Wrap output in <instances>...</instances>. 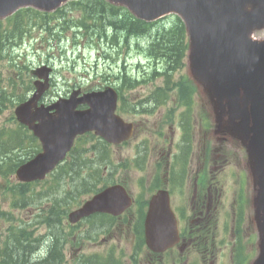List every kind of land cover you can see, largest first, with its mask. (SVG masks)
<instances>
[{"label": "rangeland", "instance_id": "obj_1", "mask_svg": "<svg viewBox=\"0 0 264 264\" xmlns=\"http://www.w3.org/2000/svg\"><path fill=\"white\" fill-rule=\"evenodd\" d=\"M35 39H26L24 44L20 46L16 50V55H19V58L21 61H24L29 66H37L40 63H44L45 55H39V52H37L36 49V41L39 37V34L33 33L32 34ZM258 37L264 36V31H260L256 34ZM39 61L38 64H36ZM49 63L53 68V75H52V90L47 94L48 97L57 96V95H63L69 88L70 84L72 83H86L85 78V72L84 69L93 67L94 64V57L90 54V52L83 47L82 44L79 46L74 45H68L67 49L64 53H59L57 50L53 51L51 54V58L49 59ZM101 65V64H100ZM2 69L6 74H8L11 71V66H7L5 62L1 64ZM183 73L185 71H182ZM90 75H92L90 73ZM8 78L3 76V84H5L6 79ZM157 113H155L152 117H141V118H135V119H144L146 120L144 124L147 129L141 128V130L138 129L136 136L133 138V141L128 144L127 146L123 148H119L115 150V155L119 158H124L125 156H129L132 154L133 149L135 148L134 143H136L138 140L144 139L143 137L146 135V133L150 132V129L153 126L154 120ZM161 115V114H160ZM16 126L13 120V109L7 108L3 109L2 112H0V129H9L11 127ZM150 128V129H149ZM21 147L18 145H8L7 147H3L0 151L8 152L11 155L14 154V152H17ZM21 150L19 151V153ZM1 154V153H0ZM2 155V154H1ZM154 166H153V159L149 163L148 168L145 172H138L137 170L130 171L127 175V183L132 188V190H137L138 187L142 188L143 183H146L145 178L143 176H146L148 178H151L154 174ZM11 181L15 183L14 176H12ZM1 185H3V180H0ZM2 193H0V203H1V209L2 210H9V200L8 198L2 199L1 196ZM16 216H20V211H16ZM6 226V223L1 220L0 221V235L4 231V228ZM78 232V231H77ZM101 247L98 245H91L86 244L83 248L84 252H92L100 250ZM125 252L127 253L129 251V248L127 246L124 247ZM68 249L66 248V252ZM13 256H11V259Z\"/></svg>", "mask_w": 264, "mask_h": 264}, {"label": "water", "instance_id": "obj_2", "mask_svg": "<svg viewBox=\"0 0 264 264\" xmlns=\"http://www.w3.org/2000/svg\"><path fill=\"white\" fill-rule=\"evenodd\" d=\"M52 1L54 0H39L42 4ZM1 2L4 3L5 0H0ZM167 5L178 8L187 23L191 40L199 44L195 51L202 58H210L216 67L230 61L231 44L227 37L230 23L243 15L264 12V0H171ZM98 121L101 122V119ZM55 125L58 126V123ZM54 150L52 154L48 152L43 157L36 158L22 168L19 175L28 174L29 168L33 169L31 173H38L46 168L51 163V157L58 154V149Z\"/></svg>", "mask_w": 264, "mask_h": 264}, {"label": "trees", "instance_id": "obj_3", "mask_svg": "<svg viewBox=\"0 0 264 264\" xmlns=\"http://www.w3.org/2000/svg\"><path fill=\"white\" fill-rule=\"evenodd\" d=\"M94 5L88 7L90 2L85 4H81L83 9L86 8L87 16L90 18L88 19L91 23L95 24L99 22L100 19L104 18V12L102 6H104L100 1H92ZM116 13L121 14L116 16V22L119 26H122L127 32L130 30L134 32H140L145 29V26L141 23V21H137L133 17L131 18L127 14H123L121 11L115 10ZM46 17V16H45ZM44 17L37 12H25L23 13V23L27 19L32 20V24H37L42 21ZM105 20V19H104ZM115 21H113L114 24ZM22 23V22H21ZM101 24H103L101 22ZM17 23L14 21L13 27H16ZM166 27L163 28L162 34L154 35L150 39V44L147 46V50H151L154 52L156 56H160L161 59L165 61L167 65L171 64H178L180 61V57L182 51L184 49V41H185V30L182 23L179 20H174L173 24L165 30ZM0 25V36L1 32L5 30H1ZM16 29V28H15ZM3 48V44L0 39V50ZM1 58V57H0ZM55 212V209L52 210ZM18 244L16 241H14ZM19 246L15 249L11 250L10 255H8L7 263L6 264H59L58 261V254L60 253L58 250L52 251L46 257L33 261L31 257L25 252V246L21 242L18 244ZM20 247V248H19ZM11 256L13 258L11 259Z\"/></svg>", "mask_w": 264, "mask_h": 264}]
</instances>
